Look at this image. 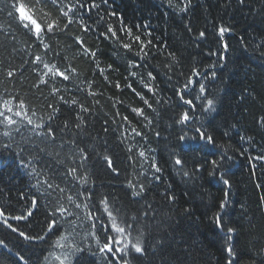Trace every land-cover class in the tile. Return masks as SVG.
Returning a JSON list of instances; mask_svg holds the SVG:
<instances>
[{
  "label": "trees",
  "instance_id": "obj_1",
  "mask_svg": "<svg viewBox=\"0 0 264 264\" xmlns=\"http://www.w3.org/2000/svg\"><path fill=\"white\" fill-rule=\"evenodd\" d=\"M10 2L11 0H0V97L7 99L10 95L18 96L25 100L30 108L35 109L37 117L46 119L49 110L46 108V102L41 97V93L48 96L53 86L63 88L66 84L81 98L82 102L88 105H92L94 99L100 100V104L95 106L96 111L93 114L95 116V130L91 127L88 128L92 137L97 136L104 119L110 121L109 126L111 128H116V124L111 123L116 110L111 108L113 101L109 100L108 97L119 96L124 100L125 106H142V102L130 90L125 89L121 95L113 84H108L104 77L98 74L91 58L80 55V50L72 45L71 36H82L88 47L93 51L98 50L101 67L107 68L108 64L117 67L118 72L106 71L105 75L113 82L121 79L123 83V77L128 75L125 70L128 55L122 50L118 52L116 45L111 40L99 39L98 31L84 33L80 30L79 25L73 24L68 36L57 34L52 36L51 40L46 39V42L52 44V50L44 55V49L37 46L35 38L30 37L27 30L8 16V4ZM97 2L100 3V0ZM172 3L177 7H169L167 0H109V5L102 4L99 11L104 15L105 20L113 23H116V19L107 16L105 10H115L123 16L124 22L127 24L149 25L142 31H151L153 37L157 38L156 43L160 45L158 53L156 49L151 50L157 56V59L149 62L151 65H159L166 58L170 62L168 53L171 50L178 51L181 63L174 65L175 73H169L172 76L171 83L164 76L162 67L156 69L160 73L156 81L160 90L157 97H153L151 93L143 90L138 79L133 81V86L137 91L143 90L144 94L152 101L171 98L173 104L178 101V97L173 94V84L176 83L177 79H179L180 85L184 82V78L180 77L179 73L182 71L190 74L192 66H206L208 63L217 60V57L208 55L210 49L217 50L219 48L217 37L213 33L212 23L219 24L222 21L226 25L234 26L235 31L225 35V40L230 45L226 54L227 60L224 62L225 66H217L215 70L218 75L215 80L202 82L207 83L209 93L218 100L219 112L213 122L214 130L209 129L210 134L216 137L217 143L224 144L226 147L231 145L228 154L234 157L232 161H224V167L232 187L229 191V204L223 210V219L225 225L235 226L237 231L233 234L232 240L228 241L226 232L217 229L211 219L212 214L219 210L218 204L224 195V191L227 190L222 182L209 177L207 171L191 179L183 177L178 167L174 165L170 153L173 151L177 139L171 121L168 119V115L172 113L164 114L162 111L164 105L154 103V107L161 110L160 115L148 110L150 118L153 119L151 129L143 128L145 121L137 123L134 120L137 127L142 128L146 133V140H141L139 137L135 139L129 137L124 141L123 146H117L116 136H118L119 130L107 137L110 141L108 148L115 155L116 164L121 172L119 177L114 179L104 171V164L101 161L96 166L97 174L100 177L97 180V189L101 192L108 191V181L111 180L118 190L117 194L123 195V191L120 190L123 189L126 178L147 183L151 189L147 194V201L140 200L139 203H127L125 211L129 216L137 213L142 214L146 203L153 204L155 211L159 213L153 223H162L164 227L163 232L154 233V235L157 239L160 235L166 236L165 243L170 245V248L167 249L168 254L178 257V261H173V264H225L228 259L225 249L229 243L239 255L240 264H264V202L260 201V197L264 196V187H256L257 184L264 185V162L255 161L257 167L252 169L245 157L239 154V151L243 149H247L246 155L252 157L264 153V127L257 124L261 114H264V58H261L258 52L253 54L252 48H246L243 42L259 43L256 37L261 30H264V23H262L264 17L258 16L257 11L261 7L262 0H249L244 6H238L235 0H231V7H224L229 3V0H193L196 7L187 16L178 12V7L183 6L184 0H172ZM37 18L43 22L40 16ZM93 18L96 19L95 13H93ZM189 21L194 30H202L206 27L209 33L207 39L198 44L190 39V34L184 28V25ZM88 23L93 29L96 28L91 20ZM163 44L170 47L165 48ZM35 55H44L46 61L55 63L61 70L69 66L75 67L78 75L73 77L71 83L63 82L59 78L54 81L50 77H45L48 84L46 86L41 85L37 89L33 85L39 82V75L45 69H43V65L37 66L31 63ZM60 57H64V59ZM10 69L15 70V75L8 79L5 73ZM148 70L150 69L141 68L138 71L146 74ZM200 70L203 72L204 68L200 67ZM85 79L94 81L93 90L103 92V95L96 98L87 97L85 100V93L76 92V85L81 84V81ZM82 86L87 87L86 84ZM195 103L198 105L200 101H195ZM118 107L121 112L129 115L130 119L134 117V114L125 111V107L119 105ZM196 116L199 117L198 110ZM115 119L117 123L120 122L119 117H115ZM225 121L229 126H237L227 127ZM3 131L5 129L0 126V145L11 143L13 150H16L17 145H24L26 140L31 137L35 143L45 147L46 151L52 152L54 155L61 151L58 146L40 143L39 139L32 137L31 131L26 127H21L19 133L13 132L11 139L4 137ZM155 131L160 132L159 137L154 134ZM225 132L227 135H224ZM241 137H250L251 140H241ZM103 142V139L100 138L95 141L86 138V143L89 144ZM129 144L135 145L132 153L134 157L139 148L154 150L151 155L155 156L159 166L163 169L160 173L162 177L160 183L151 180L153 173L149 169V165L145 164L144 168H141L139 163H133V166L129 167L131 162L127 159L128 153L125 150ZM175 150L179 151V149ZM220 151V149L207 147L204 153L197 152L195 159L202 160L205 155L209 161L219 159ZM210 153H216V155ZM66 154L67 148L61 152V157ZM41 156V164L47 163L53 168L57 167L49 156L46 154H41ZM17 159L12 151L0 152V207L6 208L13 215H19L28 203L21 200V192L28 197L37 195L40 199L41 209L36 214L33 223L10 222L26 231L38 232L39 227L37 225L44 219L45 205L49 204V199H54V197L40 196L35 189L31 188V184L35 183V180L28 177L24 169L17 168L14 162ZM95 159L93 157V161ZM134 169L135 173L144 172L149 179L145 180L144 175L134 174ZM188 170H191V160ZM101 182H103L104 187H100ZM169 184L172 185L171 191L177 198L171 210L161 196ZM181 207L190 208L191 216L177 215L176 213ZM144 223L141 215L140 225H137V228L143 226ZM169 224L172 225L171 228L167 227ZM66 229L71 231L68 225H63L61 231L65 232ZM86 230V224L78 225L77 232L79 235L76 233H72V235L77 241H83L86 244L89 242L84 239ZM148 231H152L151 228ZM100 235L103 240V233ZM132 235L135 237L138 235V231H133ZM0 238H5L8 244L7 248L0 247V264H24V261L19 260L17 253L24 257L27 264H59L57 256H61L65 251L53 245V241L57 239L55 235L51 236L50 239L46 238L45 241L28 243L11 233L2 224H0ZM148 242L149 244L152 243L151 236L148 237ZM93 247L95 248L94 242ZM112 259L110 254L107 257L98 255L92 258V264H110ZM153 260L155 264H160L159 254L156 257L149 255L143 264H152ZM131 264H141V262L133 260Z\"/></svg>",
  "mask_w": 264,
  "mask_h": 264
},
{
  "label": "snow or ice",
  "instance_id": "obj_2",
  "mask_svg": "<svg viewBox=\"0 0 264 264\" xmlns=\"http://www.w3.org/2000/svg\"><path fill=\"white\" fill-rule=\"evenodd\" d=\"M167 2L169 7H177L173 5L172 0H167ZM248 2L249 0H235L238 6H244ZM102 4L109 5V0H100V3L97 0H11L8 4V16L27 30L30 37L35 38L37 46L44 49V55L52 50V44L46 42V39L51 40V37L57 34L68 36L73 24L79 25L80 30L84 33L98 31L99 39L111 40L116 45L118 52L122 50L128 55L125 68L128 75L123 77V83L121 79L113 82L105 75L106 71L118 72L117 67H114L113 64H108L107 68L101 67L98 50L93 51L88 47L82 36H71L72 45L80 50V55L91 58L98 74L103 76L108 84H113L121 95L125 89L130 90L135 97L139 98L142 106H125L124 100L119 96L108 97L109 100L113 101L111 108L116 110L111 121L112 124H116V128H111L109 126L110 121L104 119L97 136L92 137L88 128L91 127L95 130V116L93 114L96 111L95 106L100 104V100L94 99L93 104L88 105L82 102L81 98L66 84L63 88L53 86L48 96L41 93V97L46 102V108L49 110L46 119L37 117L35 109L30 108L25 100L18 96L10 95L7 99L0 97V126L5 129L2 133L4 137L11 139L13 132L19 133L21 127H26L31 131L32 137L39 139L40 143L58 146L61 150L54 155L52 152L46 151L45 147L35 143L31 137L26 140L24 145H17L16 150H13L11 143L0 145V152L12 151L14 156L18 158L14 161L17 168L24 169L25 174L35 180V183L31 184V188L35 189L36 193L47 198L54 197V199H49V204L45 205L44 219L37 225L39 227L38 232L26 231L10 222L32 224L36 214L41 209L40 199L37 195L28 197L23 192H21L20 198L22 201L28 202L27 206L19 215H13L6 208L0 207V224L28 243L45 241L46 238L50 239L51 236L55 235L57 239L53 241V245L65 250L61 256H57L59 264H92V258L98 255L107 257L109 254L113 258L110 264H131L133 260L143 264L149 255L156 257L157 254H159L160 264H173V261H178L176 255H169L167 252L170 245L165 243L166 236L160 235L157 239L154 235V233L163 232L164 227L162 223H153L159 215L153 204L146 203L142 214L137 213L129 216L125 211L127 203H139L140 200L147 201V194L151 190L147 183L126 178L123 189L120 190L123 191V195L117 194L118 190L111 180L108 181V191L101 192L97 189V180L100 177L97 174L96 166L101 161L104 164V171L114 179L118 178L121 172L116 164L115 155L108 148L110 141L107 137L119 130V134L116 136L117 146H123L124 141L129 137L132 139L139 137L141 140H146V133L142 128L137 127L134 120L137 123L145 121L143 128L151 129L153 119L150 118L148 110L157 115L161 114V110L154 107L155 103L165 106L162 109L164 114L172 113L168 115V119L176 133L177 143L173 146L170 158L178 167L181 175L191 179L207 171L209 177L218 179L227 189L218 204L219 210L212 214L211 219L214 226L226 232V239L231 241L237 228L225 225L223 219V210L229 204V191L232 187L224 167V161H232L234 157L228 154L231 145L226 147L224 144L217 143L216 137L210 134L209 129L214 130L213 122L219 112L218 100L209 93L207 83L202 81L215 80L218 75L215 70L217 66H225L226 54L230 48L229 43L225 40V35L234 32V26L226 25L222 21L219 24L212 23L213 33L217 37L219 48L217 50L210 49L208 55L217 57V60L208 63L206 66H192L190 74L182 71L179 73V76L184 78V82L180 85V81L177 79L176 83L173 84V94L178 97L175 104L171 102V98L152 101L144 94L143 90L151 93L153 97L158 96L160 90L156 81L160 73L156 70L157 67H162L164 76L170 83L172 82V76L169 73H175L174 65L181 63L178 51L171 50L168 53L170 62L166 58L159 65H151L149 62L157 59L151 50L156 49L158 53L160 45L156 43L157 38L153 37L151 31H142L149 25L127 24L124 22L123 16L115 10L105 11L107 16L116 19V23L105 20L104 15L99 11ZM194 7L196 5L193 4V0H184L183 6L178 7V12L187 16ZM224 7H231V0ZM93 13H95L96 19L93 18ZM257 15L264 17V0H262ZM38 16L43 22L37 18ZM90 20L96 25L95 29L88 23ZM184 28L190 34V39H193L197 44L207 39L209 34L206 27L202 30H194L190 21L184 25ZM256 39L259 40V43L243 42L246 48H252L253 54L258 52L259 56L264 58V30L257 34ZM163 47L168 48L170 46L163 44ZM44 55H35L31 61L33 65H43V69H45L39 75V82L33 87L39 89L41 85L46 86L48 80L45 77H50L54 81L59 78L63 82L71 83L73 77L78 75L75 67L69 66L61 70L55 63L46 61ZM60 58L64 59V57ZM200 67L204 68L203 72ZM141 68H149L150 70L145 74L138 71ZM14 75V69L5 73L8 79L13 78ZM134 79L139 80L143 90L137 91L133 86ZM93 83L94 81L88 79L81 81V84L76 85V92L85 93V100L87 97L102 96L103 92L93 90ZM84 84L87 85L86 88L82 86ZM195 101H200V104L197 105ZM118 105L125 107V111L134 114V117L130 119L129 115L119 110ZM197 110L199 112L198 118L196 116ZM115 117H119V123ZM257 124L264 127V114H261ZM225 125L227 127L237 126H229L226 121ZM154 134L157 137L160 136L159 131H155ZM224 135H227V132ZM86 138L91 141L100 138L104 142L89 144L86 143ZM240 139L251 140L250 137H241ZM58 141L59 144L57 145ZM207 147L220 149L219 159L209 161L207 155L202 160L195 159V154L197 152L204 153ZM65 148H67V154L61 157V152ZM134 148L135 145L133 144L125 147L128 153L127 159L131 162L129 167H132L133 163H139L141 168H144L145 164L149 165V169L153 173L151 180L160 183L162 181L160 173L163 169L159 166L155 156L151 155L154 150L139 148L134 157L132 155ZM175 149H179V151ZM246 153L247 149L239 151V154L245 157L250 168L257 167L255 161L264 162V153L255 157L246 155ZM41 154L49 156L57 167L53 168L47 163L41 164ZM210 154L216 155V153ZM93 157L96 158L95 161H93ZM190 160L191 170H188ZM133 171L136 175H144L145 180L149 179L144 172L135 173V169ZM100 187H104L103 182H101ZM256 187L262 188L264 185L257 184ZM171 188V184L167 185L161 194L170 210L177 199ZM260 201L264 202V196L260 197ZM176 214L190 217L191 209L181 207ZM141 215L145 223L137 228V225H140ZM84 224L87 226L84 239L89 241L86 244L83 241H77L72 235V233L79 235L77 226ZM63 225H68L71 231L66 229L67 234L62 232ZM167 227L171 228L172 225L169 224ZM149 228L152 231H148ZM133 231H138V235L133 237ZM101 233H103V240ZM149 236L152 237L151 244L148 242ZM0 247H8L5 238H0ZM225 251L228 254L225 264H240V257L230 243ZM17 256L20 261L27 264L20 253H17ZM152 264H155L154 260Z\"/></svg>",
  "mask_w": 264,
  "mask_h": 264
}]
</instances>
